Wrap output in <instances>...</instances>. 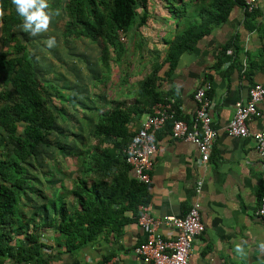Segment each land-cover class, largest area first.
I'll return each mask as SVG.
<instances>
[{"label": "crops", "instance_id": "1", "mask_svg": "<svg viewBox=\"0 0 264 264\" xmlns=\"http://www.w3.org/2000/svg\"><path fill=\"white\" fill-rule=\"evenodd\" d=\"M244 4L241 0V5L232 7L222 23L182 53L172 69L164 65L157 76L161 100L171 103L175 118L187 124L195 109L192 96L196 89L208 83L213 101L210 117L216 139L208 161L198 164L191 143L171 140L167 124L155 136L157 151L146 186L147 207L154 218H179L198 204L203 232L192 243L188 264H264V249L260 248L264 244V221L254 214L258 198L264 194V156L257 154L251 139L232 138L224 132L234 105L246 100L251 85L257 83L264 88V0H255L251 12L244 9ZM168 17L164 12L154 17L164 22L165 32H169L170 24L174 27ZM137 98L133 96L125 106L134 104ZM258 109L260 116L248 123L250 132L264 129V98ZM146 116H134L128 126L130 132ZM84 177L85 184L94 179ZM198 180L201 190L195 197ZM54 193L52 200L59 199L62 192ZM66 199V207L71 206L72 198ZM49 218L42 221L47 227L40 236L50 248L43 252L49 257L48 264H144L133 251L143 241L144 233L131 211L119 216L126 220L121 226L102 229L73 252H65L62 237L52 228L54 216ZM49 223L53 225L48 227ZM158 232L164 238L176 233L165 226ZM238 244L243 255L236 251Z\"/></svg>", "mask_w": 264, "mask_h": 264}, {"label": "trees", "instance_id": "2", "mask_svg": "<svg viewBox=\"0 0 264 264\" xmlns=\"http://www.w3.org/2000/svg\"><path fill=\"white\" fill-rule=\"evenodd\" d=\"M155 1L164 5L177 31L171 39L163 40L164 57L140 82L137 102L129 106L116 104L99 117L93 135L110 142L92 155L93 168L101 176L89 186L77 183L71 192L76 213L68 215L59 204L52 221V228L62 237L65 252L77 250L106 227L121 226L126 220L119 216L125 211H131L136 218L137 207L148 204L146 186L130 176L121 155L133 133L128 128L131 119L149 115L155 103L163 102L157 90V76L162 67L172 69L182 53L222 23L232 7L241 5V0ZM66 7L68 18L61 30L64 40L84 37L90 43L101 40L118 49L117 33L127 32L133 24L143 26L148 20V0H67ZM84 7L88 8V15ZM0 8L6 11L0 17V40L7 46L0 51V134H5V140L12 145L3 159L0 154V264L8 260L13 264H48L49 257L43 250L50 248L40 241L45 224L39 227L31 224V232L24 231L23 240L17 239L27 226L17 215V194L24 186L22 165L49 135L54 119L45 108L33 61L17 39L15 30L23 17L12 0H0ZM17 123L24 125L20 135H16ZM50 205L53 207V202Z\"/></svg>", "mask_w": 264, "mask_h": 264}, {"label": "rangeland", "instance_id": "3", "mask_svg": "<svg viewBox=\"0 0 264 264\" xmlns=\"http://www.w3.org/2000/svg\"><path fill=\"white\" fill-rule=\"evenodd\" d=\"M66 2L47 0L49 9L46 11H60L58 16L52 17L47 32L32 36L22 29L23 21L15 30L18 41L26 47L33 61L45 108L54 119L49 135L22 165L24 186L17 194V215L27 226L18 234V240H23L24 231L31 232V224L39 227L45 224L42 221L50 220L51 215L55 218L59 204L68 215L76 213L71 192L84 176H92L93 180L100 178L93 168L92 155L110 145L93 135L99 117L116 104L135 98L140 82L164 57L163 40L177 31L170 24L169 32H165L164 22L154 18H159L161 12L167 14L164 5L148 0L146 24H133L127 32L117 33L116 44L120 49L101 40L90 43L84 37L64 40L61 30L68 18ZM84 11L89 14L87 7ZM51 36L56 38L57 46L49 49L45 41ZM6 49L0 40V51ZM23 126L17 123L16 135L21 134ZM11 149L5 134H0L2 159ZM91 182L83 184L89 186ZM59 190L62 192L59 199H50ZM66 197L72 198L71 206L66 207ZM4 264L13 263L8 260Z\"/></svg>", "mask_w": 264, "mask_h": 264}, {"label": "built area", "instance_id": "4", "mask_svg": "<svg viewBox=\"0 0 264 264\" xmlns=\"http://www.w3.org/2000/svg\"><path fill=\"white\" fill-rule=\"evenodd\" d=\"M244 2V9L251 12L255 0ZM209 92L208 83L195 90L192 96L195 109L189 124L175 118L169 102H158L151 107L150 114L140 121L121 151L124 162L137 183L144 186L150 183L152 162L157 151L155 136L167 124L171 140L191 143L197 151L198 164L204 165L208 161L216 139V131L211 124L213 101ZM263 98V86L257 83L251 85L246 100L234 105L233 114L224 127V132L229 137L251 139L260 157L264 156V129L250 132L248 123L260 116L258 106ZM200 190L201 181L198 180L194 187L195 197L199 196ZM254 214L264 221V194L258 198ZM135 220L144 233V239L133 251L144 264H188L192 243L203 232L198 204H193L179 218L169 216L162 219L154 218L147 205L138 206ZM160 226L173 229L176 232L174 237H162L158 232Z\"/></svg>", "mask_w": 264, "mask_h": 264}, {"label": "clouds", "instance_id": "5", "mask_svg": "<svg viewBox=\"0 0 264 264\" xmlns=\"http://www.w3.org/2000/svg\"><path fill=\"white\" fill-rule=\"evenodd\" d=\"M12 3L15 5L19 16L23 17L22 29L32 36L47 32L52 17L60 14L59 9L46 11L49 9L47 0H12ZM3 15V9L0 8V17ZM45 44L49 49L56 47V38L54 36L49 37ZM260 248L264 249V244H261ZM236 251L241 255L244 254L239 244L236 245Z\"/></svg>", "mask_w": 264, "mask_h": 264}]
</instances>
